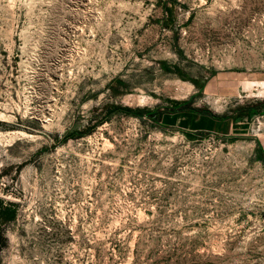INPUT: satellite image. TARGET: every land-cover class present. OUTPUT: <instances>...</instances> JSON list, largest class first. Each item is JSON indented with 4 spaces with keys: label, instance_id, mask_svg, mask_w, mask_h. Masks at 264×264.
<instances>
[{
    "label": "rangeland",
    "instance_id": "rangeland-1",
    "mask_svg": "<svg viewBox=\"0 0 264 264\" xmlns=\"http://www.w3.org/2000/svg\"><path fill=\"white\" fill-rule=\"evenodd\" d=\"M262 103L264 0H0V264H264L256 133L153 117Z\"/></svg>",
    "mask_w": 264,
    "mask_h": 264
},
{
    "label": "crops",
    "instance_id": "crops-1",
    "mask_svg": "<svg viewBox=\"0 0 264 264\" xmlns=\"http://www.w3.org/2000/svg\"><path fill=\"white\" fill-rule=\"evenodd\" d=\"M252 111L257 114L253 115ZM264 114V103L259 108L238 110L216 116L206 110L175 109L165 112L158 122L164 128L182 130L194 134H210L218 137L246 136L253 131L255 118ZM264 156V131L253 135Z\"/></svg>",
    "mask_w": 264,
    "mask_h": 264
},
{
    "label": "trees",
    "instance_id": "trees-1",
    "mask_svg": "<svg viewBox=\"0 0 264 264\" xmlns=\"http://www.w3.org/2000/svg\"><path fill=\"white\" fill-rule=\"evenodd\" d=\"M121 112L122 114H125L127 116H135V117H142V114L140 112H137L135 110H132L131 108L128 107H121V106H114L111 107L110 109H107L105 111V117L106 119H109L111 116H114L115 114ZM163 114H155L153 117L156 120V123H158L161 119V116ZM69 137V135H68ZM8 210L3 208L2 203L0 202V224L4 223L5 221L12 220L14 217L13 212H7Z\"/></svg>",
    "mask_w": 264,
    "mask_h": 264
},
{
    "label": "built area",
    "instance_id": "built-area-1",
    "mask_svg": "<svg viewBox=\"0 0 264 264\" xmlns=\"http://www.w3.org/2000/svg\"><path fill=\"white\" fill-rule=\"evenodd\" d=\"M257 120L258 124L257 127L253 128L252 133L253 134H258L261 133L262 131H264V124L261 126L260 120L264 121V114L259 115L258 117H256L255 121Z\"/></svg>",
    "mask_w": 264,
    "mask_h": 264
}]
</instances>
